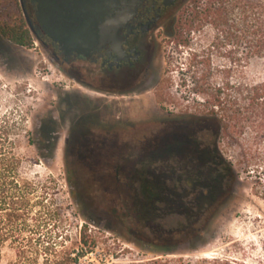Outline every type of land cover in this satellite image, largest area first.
I'll use <instances>...</instances> for the list:
<instances>
[{
    "label": "rangeland",
    "instance_id": "1",
    "mask_svg": "<svg viewBox=\"0 0 264 264\" xmlns=\"http://www.w3.org/2000/svg\"><path fill=\"white\" fill-rule=\"evenodd\" d=\"M13 1L0 0L1 22L16 19L19 0ZM192 9L193 0L183 1L166 24L155 78L139 88L142 93L125 96L112 94V80L54 64L38 42L27 49L0 35V114L10 115L23 172L46 177L50 193L63 204L66 245L84 229L94 243L78 264H264V153L262 159L244 155L264 151V141L250 129L225 130L211 187L191 197L164 175L175 148H188V136L212 139L216 124L205 100L209 83L221 82L228 63L220 50L210 49L211 23L184 27ZM181 31L189 46L178 42ZM196 49L201 55L194 60ZM247 72L252 80L262 79L264 65L254 62ZM50 117L58 133L48 156L51 149L39 143L40 127ZM139 170L161 186L153 207L141 193ZM153 188L143 184L148 193ZM0 264L28 259L6 244Z\"/></svg>",
    "mask_w": 264,
    "mask_h": 264
},
{
    "label": "trees",
    "instance_id": "2",
    "mask_svg": "<svg viewBox=\"0 0 264 264\" xmlns=\"http://www.w3.org/2000/svg\"><path fill=\"white\" fill-rule=\"evenodd\" d=\"M204 22L211 23L215 30L210 49L220 50L228 59L224 77L221 82L213 80L209 83L205 100L216 124L209 145L215 161L219 156L218 139L225 130L237 129L239 134H245V130L250 129L255 138L264 141V78L252 80L247 72L254 62L264 65V0H193L192 15L186 19L184 27L191 31ZM11 23L0 21V33L20 45L32 43L22 23L16 19L13 25ZM178 42L190 45V39L182 31ZM192 54L194 60L201 55L197 49ZM233 73L236 79L232 78ZM57 125V120L50 117L40 127V147L51 149V153L45 155H52L57 145ZM12 131L10 115L0 114V262L3 247L10 244L15 247L18 258H27L28 264H78L87 252L92 251L94 243H90L84 229L79 240L66 245L69 237L63 236L60 230L65 208L50 193V181L46 177L23 172L20 144ZM29 143H32L31 137ZM257 153L253 154L249 149L244 155L262 159L264 151ZM224 167L233 172L232 164L227 160ZM144 171L136 172L141 180L140 190L146 204L153 207L162 193L159 192L161 186L156 180H149ZM257 172H261L260 168ZM147 182L154 186L151 193L143 189ZM54 228H58L55 234ZM80 243L83 244L81 249ZM41 257L43 262L39 261Z\"/></svg>",
    "mask_w": 264,
    "mask_h": 264
},
{
    "label": "flooded vegetation",
    "instance_id": "3",
    "mask_svg": "<svg viewBox=\"0 0 264 264\" xmlns=\"http://www.w3.org/2000/svg\"><path fill=\"white\" fill-rule=\"evenodd\" d=\"M165 1L19 0L16 20L32 43L20 45L0 35L27 49L38 42L47 58L66 71L85 70L93 78L112 80L114 96L142 93L139 88L155 78L163 60L166 24L185 0ZM111 18L112 25L103 29ZM210 141L190 135L188 148H175L167 162L164 175L173 177L174 187L185 196L205 192L212 183Z\"/></svg>",
    "mask_w": 264,
    "mask_h": 264
},
{
    "label": "water",
    "instance_id": "4",
    "mask_svg": "<svg viewBox=\"0 0 264 264\" xmlns=\"http://www.w3.org/2000/svg\"><path fill=\"white\" fill-rule=\"evenodd\" d=\"M174 0H166L165 3H171L173 2ZM114 20L111 18V19H108L106 22L102 23V27L103 29H108L111 25H112V22Z\"/></svg>",
    "mask_w": 264,
    "mask_h": 264
}]
</instances>
